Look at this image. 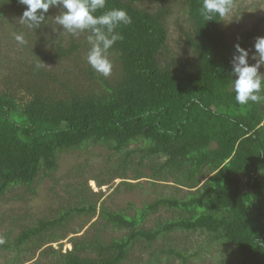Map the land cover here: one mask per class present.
<instances>
[{"label": "trees", "instance_id": "1", "mask_svg": "<svg viewBox=\"0 0 264 264\" xmlns=\"http://www.w3.org/2000/svg\"><path fill=\"white\" fill-rule=\"evenodd\" d=\"M147 1L106 0L97 11L124 9L132 18L116 29L120 39L110 49L113 69L105 77L87 63L89 33L73 37L55 23L61 7L50 8L41 26L29 29L19 23L26 6L0 0V42L14 40L20 49L0 74V202L14 187L35 191L39 179L59 168L61 153L94 144L123 153V170L134 153L141 154L137 179L171 180L185 190L140 208L130 203L132 215L103 209L102 227L125 234L75 237L66 251L53 243L65 239L62 230L70 221L92 217L97 206L81 201L60 208L33 226H20L13 237L12 230L0 235V264H27L38 252L36 264H122L137 242L153 243L175 231L206 233L209 243L232 246V254L221 248L219 264H264V100L243 106L235 101V47L221 18L207 22L200 15L202 0H170L167 6L150 0V7ZM177 3L188 23L179 25L181 57L172 54L167 26ZM263 22L264 16L237 43L255 51ZM17 34L27 43H18ZM132 144L136 148L128 149ZM162 208L175 217L146 229L150 214ZM161 256L189 264L175 248L155 251L145 264H160Z\"/></svg>", "mask_w": 264, "mask_h": 264}, {"label": "rangeland", "instance_id": "2", "mask_svg": "<svg viewBox=\"0 0 264 264\" xmlns=\"http://www.w3.org/2000/svg\"><path fill=\"white\" fill-rule=\"evenodd\" d=\"M154 5L167 6L170 0H154ZM178 4V3H177ZM172 4V14L168 16L167 26L169 28V47L173 55L182 56L181 47L183 38L179 34V25L187 27V14L182 4ZM150 7V0L145 2ZM264 16V0H239L233 7L229 16L223 19L221 28L226 33L228 43L232 47L237 44V37L245 34L254 23ZM9 35V37H11ZM264 36V22L254 38ZM11 46L5 47V41ZM0 42V74L4 72L8 63L14 64L19 58L20 49L14 40L4 38ZM254 40L251 42H255ZM14 47V48H13ZM250 57L254 51H249ZM30 62V61H28ZM254 63L253 60H249ZM51 65L48 67L50 68ZM56 67V65L54 64ZM264 74V66L260 69ZM132 144L128 149H135ZM123 153L118 154L107 145H88L83 149L66 151L59 155V168L48 177H40L32 188L26 186L14 187L7 193L4 200L0 202V235L10 232L13 237L20 226L34 225V221L41 216H48L59 212L58 209L66 210L77 202L86 201L95 204L97 212L92 217L82 215L70 221L66 228L62 230L66 237L56 243L54 247L62 246L63 251L73 248L72 240L75 237L94 240L97 234L101 233L103 239L110 240L112 237H122L124 230H117L114 227H102L105 219L102 218L101 211L125 210L127 214H134L136 207H143L147 202H152L160 196H178L185 194V190H180L171 180L168 182H155L151 178H136L137 164L140 160L139 153L131 156V162L126 170L120 168V158ZM145 173L148 171L145 169ZM124 174V177H119ZM101 182V183H100ZM125 182L133 184L131 186ZM103 184V185H102ZM58 210V211H56ZM175 215L162 208L156 213L150 214L146 223V229L157 225L159 220L174 218ZM96 222L95 226L94 223ZM83 224V225H82ZM78 231V233H71ZM223 247L218 243H209L206 233H191L186 231H175L160 237L153 243L139 241L132 250V256L122 264H145L151 255L158 250L175 248L182 251L189 258V264H219V256L223 251L232 254L233 249ZM197 253V255H195ZM39 252L37 253L38 257ZM96 255L95 253L91 254ZM35 259L27 264H36ZM160 264H184L180 258L173 256H161Z\"/></svg>", "mask_w": 264, "mask_h": 264}, {"label": "clouds", "instance_id": "3", "mask_svg": "<svg viewBox=\"0 0 264 264\" xmlns=\"http://www.w3.org/2000/svg\"><path fill=\"white\" fill-rule=\"evenodd\" d=\"M18 2L26 6L19 23L29 29L39 28L50 8L61 7L62 11L54 17L55 23L73 37L88 32L87 42L90 47L87 63L95 72L105 77L111 75L113 64L109 59V52L120 39L116 29L132 23V18L126 10L113 8L96 15L98 10L105 8L106 0H18ZM233 7V0H202L199 13L207 22L215 20V17L223 20L231 14ZM15 39L20 44L27 43L23 34L15 35ZM234 47L231 60V76L235 77L234 99L242 106L248 105L249 102L260 103L264 100V96L260 95L264 91V74L260 71L264 66V36L257 37L255 51L251 57L249 50L239 43ZM250 58L254 63L249 62Z\"/></svg>", "mask_w": 264, "mask_h": 264}]
</instances>
